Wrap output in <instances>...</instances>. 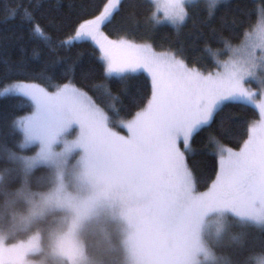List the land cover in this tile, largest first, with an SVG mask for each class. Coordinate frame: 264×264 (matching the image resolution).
Returning a JSON list of instances; mask_svg holds the SVG:
<instances>
[{
  "label": "rangeland",
  "instance_id": "obj_1",
  "mask_svg": "<svg viewBox=\"0 0 264 264\" xmlns=\"http://www.w3.org/2000/svg\"><path fill=\"white\" fill-rule=\"evenodd\" d=\"M119 1L108 0L68 41H92L109 75L149 77L146 105L118 121L124 132L110 127L93 100L69 83L54 92L26 82L0 91L31 102L30 113L15 124L34 152L18 161L25 170L48 165L54 174L50 190L28 197L19 222L26 226L59 210L46 250L67 264L91 263L84 251L86 234L116 239L124 264H211L210 244L228 233L226 217L264 228V12L260 7L244 37L224 48L223 59L222 50L212 53L218 69L201 73L172 54L152 50L148 42L103 38L97 26ZM149 1L155 25H179L186 5L198 0ZM203 1L213 9L227 0ZM230 101L255 106L259 117L240 148L215 145L216 177L196 192L179 144L187 147L191 135ZM42 249L39 235L7 243L6 233H0V264H44L28 257ZM255 264H264V255Z\"/></svg>",
  "mask_w": 264,
  "mask_h": 264
},
{
  "label": "trees",
  "instance_id": "obj_2",
  "mask_svg": "<svg viewBox=\"0 0 264 264\" xmlns=\"http://www.w3.org/2000/svg\"><path fill=\"white\" fill-rule=\"evenodd\" d=\"M107 1L0 0V91L15 82L38 84L50 92L69 83L93 100L110 127L124 132L118 121L130 119L146 105L152 91L149 77L143 72L109 75L92 41H68L82 24L100 15ZM260 7L264 12V0H227L213 9L198 0L186 5L181 24L155 25L149 0H120L97 27L108 41L148 42L152 50L172 54L187 67L206 73L219 67L212 53L222 50L219 59H223L224 48L244 37ZM31 108L30 100L22 95L0 96V233H6L7 243L39 235L43 249L29 258L42 259L44 264H67L53 259L46 250L49 235L60 222L59 210L26 226L19 222L28 210V197L47 192L54 183L50 166L25 170L18 161L19 156L34 152V147L24 145L15 124ZM258 117L257 108L249 103L226 102L191 135L187 147L179 144L193 176L194 191L206 190L216 177L215 145L240 148ZM226 218L228 233L210 244L215 255L211 264H255L264 255V228ZM83 239L90 264H124L116 239L87 234Z\"/></svg>",
  "mask_w": 264,
  "mask_h": 264
},
{
  "label": "bare ground",
  "instance_id": "obj_3",
  "mask_svg": "<svg viewBox=\"0 0 264 264\" xmlns=\"http://www.w3.org/2000/svg\"><path fill=\"white\" fill-rule=\"evenodd\" d=\"M224 3V2H223ZM260 3V2H259ZM103 6V5H102ZM37 11V10H36ZM214 15V14H213ZM206 18V17H205ZM134 26V25H133ZM227 39V38H226ZM180 60V59H179ZM259 73V72H258ZM105 95V94H104ZM109 97V96H108ZM104 98V97H103ZM115 116V115H114ZM228 199V198H227ZM226 199V200H227ZM24 214V213H23ZM39 220V219H38ZM12 228V227H11ZM8 230V229H7ZM12 233V232H11ZM114 237V236H113ZM215 239V238H214ZM25 240V239H24ZM221 241V240H220ZM236 243V242H235ZM233 244V243H232ZM29 257V256H28ZM47 262V261H46ZM231 262V261H230ZM117 263V262H116Z\"/></svg>",
  "mask_w": 264,
  "mask_h": 264
}]
</instances>
